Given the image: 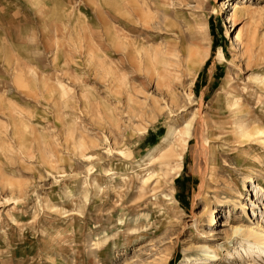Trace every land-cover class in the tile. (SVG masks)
Instances as JSON below:
<instances>
[{"label":"rangeland","instance_id":"rangeland-1","mask_svg":"<svg viewBox=\"0 0 264 264\" xmlns=\"http://www.w3.org/2000/svg\"><path fill=\"white\" fill-rule=\"evenodd\" d=\"M0 98V264H264V0H0Z\"/></svg>","mask_w":264,"mask_h":264},{"label":"bare ground","instance_id":"bare-ground-1","mask_svg":"<svg viewBox=\"0 0 264 264\" xmlns=\"http://www.w3.org/2000/svg\"><path fill=\"white\" fill-rule=\"evenodd\" d=\"M34 74H32V75H30V74H28L27 76H23V77H21V78H19L18 80L19 81H21L22 82V85L20 86V87H22V90H24V91H27V89H28V87L27 86H25V83H26V81L27 80H29L30 78H31V76H33ZM24 79V80H23ZM25 82V83H24ZM29 86V85H28ZM1 99V98H0ZM4 103H7L6 101H0V109H2L3 107H4ZM8 104V103H7ZM240 108V109H239ZM236 111H234L233 110V112L234 113H236L237 115H236V117H234L235 118V120H237V121H241V123L243 122V120H244V117H242V116H240V115H238V113L240 112V111H242V109H241V106L239 107ZM247 113V112H246ZM246 123V122H245ZM188 125V127L187 128H185L184 130H183V132H182V142H181V144H182V147H183V149H185L184 148V146H185V144H184V142L186 143L187 141L189 142V139H190V137L192 136L191 135V133H192V131H191V128H190V124H187ZM239 126V131H237V132H240L241 134L242 133H245V135L247 134V135H250L251 136V134H253V135H256V134H258L259 133V128H257L256 130L254 129L253 131H251V132H249L247 129H248V127L246 126V124H244V126L243 125H241L240 126V124L238 125ZM262 130V129H261ZM263 131V130H262ZM262 131H260V132H262ZM263 134V133H262ZM249 136V137H250ZM221 137V136H220ZM179 155V154H178ZM182 155V154H181ZM162 156V158H163V160H166V162H167V160H172L171 158H173L174 156L176 157L177 156V152L173 149L172 151H170V152H167V153H164L163 155H161ZM182 157V156H181ZM181 160V159H180ZM261 202H262V204H263V202L264 201H260V199H259V202H258V200L257 201H255V203H256V205L259 207V206H262L261 205ZM261 233L260 232H257V231H254V233L252 234V238H254V239H258V238H261ZM251 237V236H250ZM263 240V239H262ZM261 241V240H260ZM262 253L264 254V248H263V250H262Z\"/></svg>","mask_w":264,"mask_h":264}]
</instances>
